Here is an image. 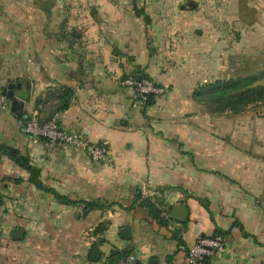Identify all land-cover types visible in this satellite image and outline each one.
<instances>
[{"label": "crops", "instance_id": "crops-1", "mask_svg": "<svg viewBox=\"0 0 264 264\" xmlns=\"http://www.w3.org/2000/svg\"><path fill=\"white\" fill-rule=\"evenodd\" d=\"M180 1L0 0V93L11 95H2L0 148L28 159L42 186L0 154V264H102L114 253L186 264L213 235L227 251L203 264H264V119L213 114L193 98L205 83L189 65L193 22L165 17ZM128 75L164 95L136 106L121 86ZM55 114L64 131L107 141L111 163L24 132L31 116ZM179 205L186 222L169 218Z\"/></svg>", "mask_w": 264, "mask_h": 264}, {"label": "rangeland", "instance_id": "rangeland-1", "mask_svg": "<svg viewBox=\"0 0 264 264\" xmlns=\"http://www.w3.org/2000/svg\"><path fill=\"white\" fill-rule=\"evenodd\" d=\"M183 8L185 13L181 12ZM174 11L172 17H165L171 20L178 14H186L190 17L187 21L193 22L189 65L205 80L203 85L259 77L254 86H264V0H181ZM181 32H176L174 37L185 39ZM209 93L200 99L205 101L199 102H206V108L213 114L222 115L223 106ZM234 106L240 108L239 114L234 115L264 119V98Z\"/></svg>", "mask_w": 264, "mask_h": 264}, {"label": "built area", "instance_id": "built-area-1", "mask_svg": "<svg viewBox=\"0 0 264 264\" xmlns=\"http://www.w3.org/2000/svg\"><path fill=\"white\" fill-rule=\"evenodd\" d=\"M121 86L132 89L135 96L136 106H146L150 96L159 97L164 95L165 90L148 77L137 81L135 75H128L121 81ZM6 107L5 98L0 93V109ZM24 132L34 142L45 140L52 146H61L67 149L84 151L93 162L111 163L112 159L108 149L109 143H93L88 141L82 134L66 132L59 125V115L55 114L48 121H44L37 115L31 116L24 125ZM227 251L226 240L222 235L199 238L196 244L187 252L186 264H203L206 259L221 256ZM102 264H109L107 262ZM114 264H140L133 255L128 256Z\"/></svg>", "mask_w": 264, "mask_h": 264}, {"label": "trees", "instance_id": "trees-1", "mask_svg": "<svg viewBox=\"0 0 264 264\" xmlns=\"http://www.w3.org/2000/svg\"><path fill=\"white\" fill-rule=\"evenodd\" d=\"M264 76V73H263ZM146 78V77H142ZM259 77H249V78H238L227 81H216L214 84L200 85L194 92L193 98L198 101H205L202 99L206 96V92H210L209 96H214L218 100V103L223 106L222 112H231L233 114H239V107L234 106L235 104L245 105L249 102V99H263L264 98V86H254L255 82ZM213 97V98H214ZM155 96H150L149 101L146 106H151L155 103ZM210 99V97H209ZM236 99L238 101H236ZM206 106V102H202ZM67 107V105H63ZM0 154L7 155L11 160H13L17 165L25 170H28L31 174V182H33L38 188L42 189L41 184L38 182L39 171L32 167L28 159L22 158L18 155V152L7 148H0ZM60 198L59 196H57ZM145 205L150 209L151 216L154 220L158 222L163 227H167L169 221L167 218L163 217V212L160 206L151 202L146 201ZM91 207H98L97 205H91ZM130 256L129 254L114 253L107 263L114 264L122 259Z\"/></svg>", "mask_w": 264, "mask_h": 264}, {"label": "water", "instance_id": "water-1", "mask_svg": "<svg viewBox=\"0 0 264 264\" xmlns=\"http://www.w3.org/2000/svg\"><path fill=\"white\" fill-rule=\"evenodd\" d=\"M137 81L138 82L141 81V76H137ZM2 95L4 97H9V98L11 97V95L8 93V91L6 89L3 91ZM17 104H18L17 99H15V98L12 99V109L13 110H16ZM177 214H180L181 216L183 215V217H177ZM187 217H188V210H187V207L185 205H179V206H176V207H172V209L170 210L169 218L171 220H177V221H180V222H186L187 221ZM15 234L17 235V236L14 237L15 239H22L23 238L22 231H16ZM121 235H122L123 238L129 239L130 238V230L129 229H123L121 231ZM99 257H100V252H94L92 254V260L93 261H98Z\"/></svg>", "mask_w": 264, "mask_h": 264}]
</instances>
